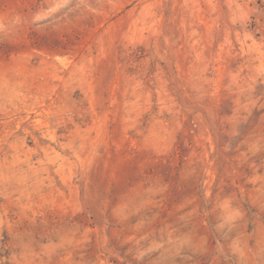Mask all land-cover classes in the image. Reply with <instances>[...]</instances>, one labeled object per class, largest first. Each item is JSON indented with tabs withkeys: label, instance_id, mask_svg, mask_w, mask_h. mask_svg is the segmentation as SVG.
I'll use <instances>...</instances> for the list:
<instances>
[{
	"label": "rangeland",
	"instance_id": "374dc122",
	"mask_svg": "<svg viewBox=\"0 0 264 264\" xmlns=\"http://www.w3.org/2000/svg\"><path fill=\"white\" fill-rule=\"evenodd\" d=\"M0 264H264V0H0Z\"/></svg>",
	"mask_w": 264,
	"mask_h": 264
}]
</instances>
